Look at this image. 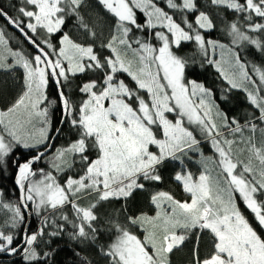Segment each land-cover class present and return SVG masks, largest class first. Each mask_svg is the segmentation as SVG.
<instances>
[{"label": "snow or ice", "instance_id": "snow-or-ice-1", "mask_svg": "<svg viewBox=\"0 0 264 264\" xmlns=\"http://www.w3.org/2000/svg\"><path fill=\"white\" fill-rule=\"evenodd\" d=\"M20 4L15 16L0 8V17L34 52L14 49V36L0 26V71L22 69L24 89L10 107L0 110V168L6 169L8 159L21 149L33 154L23 162L12 160L17 199L5 201L0 191V255H19L23 264H47L55 253L38 251L41 243L50 245L66 235L80 249L95 251L104 264H170L169 254L190 235L207 232L212 251L202 259L197 247L191 264H264V238L257 231L264 229V127H259V142L255 139L258 125H264V65L242 56L246 45L264 54V22L256 21H264V0H204L206 8L235 15L231 21L223 18L221 31L230 38L228 44L206 39L216 24L200 10L199 0H164L168 11L158 0ZM101 13L112 21L107 37ZM69 21L80 33L75 39L63 30ZM183 43L194 45L191 56L173 51ZM104 50L109 54L103 55ZM204 66L214 67L226 84L219 95L186 76H198L197 69ZM86 73L97 75L79 86L84 98L74 102L68 94L71 80ZM50 83L57 101L48 98ZM233 91L243 92L259 114H250L243 124L230 116L227 104ZM56 102L60 123L74 129L77 138L53 151L50 106ZM202 142L216 157L214 168L208 167L212 157L204 156ZM238 144L244 145L240 151L248 154L247 161L234 150ZM190 154L201 157L198 176L187 169ZM40 162L46 167L35 168ZM170 163L179 166L173 179L190 201L158 191L150 196L155 216L125 214L121 220L126 208L103 217L97 213L102 202L127 201L145 190L146 183L162 182ZM77 164L81 172L61 181ZM237 194L256 227L238 205ZM92 196L94 202L81 205ZM30 216L39 221L32 232L25 224ZM134 227L145 232L143 240L133 234ZM105 233L110 243L99 244ZM75 255L79 264H93L86 255Z\"/></svg>", "mask_w": 264, "mask_h": 264}, {"label": "trees", "instance_id": "trees-1", "mask_svg": "<svg viewBox=\"0 0 264 264\" xmlns=\"http://www.w3.org/2000/svg\"><path fill=\"white\" fill-rule=\"evenodd\" d=\"M159 5L165 8L166 5L164 4V0H158ZM201 5L200 10L207 11L208 14L212 17L214 23L216 24L215 30L205 33V37L211 38L214 40H218L222 43L228 44L230 38L225 34V32L221 31L222 27L224 26V17L227 18L228 21L235 19V15L231 12H227L224 9H215V8H206L203 6L204 0H199ZM21 6L20 0H0V7L4 9V11L8 12L9 15L15 16L16 10ZM91 11H99L98 9H92ZM102 18L107 21L104 25L103 29V36L107 37L109 35L110 28L112 26V21L108 17H104L103 13H101ZM137 18L139 22H143V15L137 12ZM175 18L179 22V15H176ZM194 19L193 16H189V20ZM257 22H264L260 21L259 18H256ZM0 26L5 27L6 32L15 36L20 43L26 48L27 52H34V49L27 44L24 38L18 34L16 31L12 30L8 25L6 20L3 17H0ZM65 32H68L70 36L74 39L77 38L80 33H78L74 27L72 21H69L63 29ZM140 35V33H136ZM59 35L53 37V42L55 43L56 40L59 39ZM143 35L147 36V32ZM264 39V37H261ZM153 43H156L153 41ZM12 47L14 49H18L20 46L12 42ZM194 45L190 43H183L179 49L173 48V51L181 56H191L193 51ZM97 50L99 51V43L97 45ZM109 53L104 50L103 55H108ZM242 56L250 63H254L257 65H264V54L258 52L255 48L251 46H245L242 51ZM219 59V56L216 57ZM199 60V57H196ZM198 76H193L191 73L186 72V76L189 79H199V81L203 82L207 87H211L217 95H219V89L226 87V84L222 82L220 77L218 76L214 67L211 66H204L203 68L197 69ZM97 74L94 73H86L79 75L71 80V83L68 88V94H70L71 99L74 102H79L82 98L81 94L78 91L79 86L90 79H95ZM120 78L125 80V83L128 84L130 88H135V83L127 77L125 74H121ZM23 70L17 68L13 72H5L0 71V109L6 110L7 107H10L15 100L22 94L23 92ZM48 98L50 101H57V93L55 86L51 83L48 86L47 90ZM141 95H144L147 98L146 93L141 92ZM223 108L224 105H221ZM227 108L231 109L229 112L230 116L236 117L241 124L248 119L250 114L258 115V111H256L245 99V95L241 91H233L231 97L229 98V102L227 104ZM170 119H174V117L169 114ZM61 109L58 102L53 103L50 106V120H51V131L50 135L53 139V151L57 147L67 146L70 142L77 138L76 131L71 129L68 124H61ZM39 125H37L38 127ZM259 127H264V125H258L257 132L255 133V139L257 142L260 140V132ZM60 128L61 131L59 134L56 133L55 129ZM245 137L249 135L247 131L244 133ZM198 138H200L198 136ZM234 139H240L239 137H229ZM201 147L203 149V153L205 157H212V161L209 162L208 167L214 168V160L216 159L213 151L210 149V146L206 142H202ZM244 145L238 144L234 145V150L240 156V159L247 161L248 154L246 152H241L240 150L243 149ZM152 151H157L155 146H151ZM32 152L28 150L21 149L20 151L16 152L12 157L8 159L7 168H0V191L3 192V198L5 201H15L19 195L16 191V185L14 184V173L16 171L15 167L12 164V160L18 159L20 162H23L25 158L32 155ZM191 159L186 160L185 163L187 165V169L190 170L194 175H197L202 170V165L199 163L201 157L199 155L190 154ZM35 168H44L46 165L43 162H40L34 166ZM180 170L179 166L175 163H170L168 165V171H164L163 181L160 183H146L145 190L139 191L137 190L134 192L133 196L129 198L127 201L124 200H110L102 202L100 205L97 206V213L103 217L107 214H112L114 211H119L122 208H126L125 212H120L119 218L121 220L124 219L125 214L127 215H142V214H153L156 209L155 206L150 202V196L158 191H165L170 193L175 199L177 200H186L189 199L190 196L183 191L182 185L176 182L173 179L174 171ZM82 165L77 164L73 167L70 171L66 172L62 177L61 181L66 179L68 175L77 176L78 173L81 172ZM95 201V196H92L88 199H82L80 201L82 206H87L88 204ZM237 202L238 205L241 207L244 214L249 219L251 223H253L254 227H256L255 221L253 217L244 209L242 201L239 200L237 194ZM64 211L68 214L71 213L70 208H65ZM3 214L0 212V222H3ZM38 218L35 216H30L26 218L25 224L28 226V231L32 232L35 231L38 227ZM131 231L133 234L137 235L138 238L143 240L145 236V232L140 228H132ZM257 231L259 234L262 235L264 238V229H260L257 227ZM177 234H180L179 232ZM196 235H199V240L197 241ZM196 235H190L188 239L184 241V243L179 246L178 248L174 249L171 254H169V262L170 264H191L192 262V253L193 250L197 249L199 251L200 257L206 258L208 254L212 251V237L207 232L197 233ZM47 239V237H45ZM111 237L105 233L101 239L98 241L99 244H106L110 243ZM43 250H50L54 251V256L50 259L47 264H79V257L75 255V252H80L81 255H86L90 260L93 261V264H97V261L100 264H104L100 257L95 254V251H84L80 249L76 244H74L66 235L61 238H54L52 239L50 245H45L41 243L40 248L38 251ZM0 262L3 264H23L22 259L19 255L15 257H10L6 255H0Z\"/></svg>", "mask_w": 264, "mask_h": 264}, {"label": "rangeland", "instance_id": "rangeland-1", "mask_svg": "<svg viewBox=\"0 0 264 264\" xmlns=\"http://www.w3.org/2000/svg\"><path fill=\"white\" fill-rule=\"evenodd\" d=\"M6 34H8V35H12V34H10V33H7L6 32ZM13 36V35H12ZM14 38H15V43H17L20 47H22L25 51H27L26 50V48L20 43V41L14 36ZM19 47V48H20ZM9 62H11L10 60H9ZM106 106H107V104H106ZM1 110V109H0ZM21 113H23V109L21 108L20 110H19ZM209 164V163H208ZM199 175V173L197 174V176ZM186 200H189L190 201V198L189 199H186ZM183 201H185V200H182L181 202H183ZM156 215V211L153 213V214H149V215H147V216H155Z\"/></svg>", "mask_w": 264, "mask_h": 264}, {"label": "water", "instance_id": "water-1", "mask_svg": "<svg viewBox=\"0 0 264 264\" xmlns=\"http://www.w3.org/2000/svg\"><path fill=\"white\" fill-rule=\"evenodd\" d=\"M1 8V7H0ZM12 30L16 31L14 28H12L11 26H9ZM18 34H20L18 31H16ZM21 35V34H20ZM22 36V35H21ZM23 37V36H22ZM24 38V37H23ZM25 40V38H24ZM26 41V40H25ZM27 42V41H26ZM28 45H30L28 42H27ZM31 46V45H30ZM32 47V46H31ZM54 139V138H53ZM53 139L50 141L52 144H53Z\"/></svg>", "mask_w": 264, "mask_h": 264}]
</instances>
